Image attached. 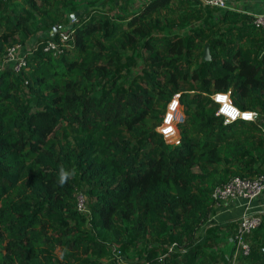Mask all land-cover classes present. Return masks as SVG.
Listing matches in <instances>:
<instances>
[{"label":"trees","instance_id":"obj_1","mask_svg":"<svg viewBox=\"0 0 264 264\" xmlns=\"http://www.w3.org/2000/svg\"><path fill=\"white\" fill-rule=\"evenodd\" d=\"M132 5L0 0V264L226 262L238 218L209 221L211 192L264 172V35L201 0ZM31 39L14 69L6 48ZM214 92L254 119L223 122ZM174 93L167 143L155 127ZM258 219L239 264H264Z\"/></svg>","mask_w":264,"mask_h":264},{"label":"built area","instance_id":"obj_2","mask_svg":"<svg viewBox=\"0 0 264 264\" xmlns=\"http://www.w3.org/2000/svg\"><path fill=\"white\" fill-rule=\"evenodd\" d=\"M233 0H201L202 3L219 6L231 7L229 3ZM250 21L260 28L264 35V12L251 15ZM65 28V27H64ZM67 37L64 31H59L58 40L63 42ZM20 44H13L6 48L7 59L13 62V68L17 69L21 62V56L18 54ZM46 49H51L53 52L57 50V43L49 40L45 45ZM211 98L217 102L218 108L216 113L221 115L223 122L234 120L236 118L244 120H252L255 117V112L251 110H241L235 107L229 100L226 92H214L210 95ZM179 110L178 93H174L166 102L164 112L161 116L160 122L156 125L155 130L161 135L163 140L167 143H177L178 136L175 129V120ZM264 191V172L258 173L253 177H231L221 185L215 186L212 189L211 197L214 204L224 199L241 197L245 200L253 199L255 196ZM76 208L81 210L84 208L83 197L81 194H76ZM259 219L258 214L251 211L242 213L238 219L235 230L232 234L226 237V241L230 244V252L226 257V262L223 264H239V255L246 254L248 245L243 240V234L257 225ZM115 247V246H114ZM171 245L169 246L170 249ZM114 259L112 264H119L121 256L117 249L113 250Z\"/></svg>","mask_w":264,"mask_h":264},{"label":"crops","instance_id":"obj_3","mask_svg":"<svg viewBox=\"0 0 264 264\" xmlns=\"http://www.w3.org/2000/svg\"><path fill=\"white\" fill-rule=\"evenodd\" d=\"M239 5V10L250 15L264 12V0H233ZM251 211L259 214L264 212V191L253 199L245 200L241 197H234L218 201L213 205V212L208 220L214 223H224L232 219H237L242 213ZM224 246V255L230 252V244L225 240L221 244ZM222 264V263H219Z\"/></svg>","mask_w":264,"mask_h":264},{"label":"rangeland","instance_id":"obj_4","mask_svg":"<svg viewBox=\"0 0 264 264\" xmlns=\"http://www.w3.org/2000/svg\"><path fill=\"white\" fill-rule=\"evenodd\" d=\"M142 1H143V0H132V4H133L132 6L135 8V7H137L138 5H140ZM229 5H231V7L234 8V9H239V5L236 4L235 1H232V3H229ZM32 40H33V39L28 40V41L25 42L24 44H21V47H20V49H19L18 54H22V52H23L24 50L28 49L29 46L32 45V42H33ZM179 111H180V106H179V110H178V114H177V116H179ZM200 229H201V228H199V231H200Z\"/></svg>","mask_w":264,"mask_h":264},{"label":"water","instance_id":"obj_5","mask_svg":"<svg viewBox=\"0 0 264 264\" xmlns=\"http://www.w3.org/2000/svg\"><path fill=\"white\" fill-rule=\"evenodd\" d=\"M76 15V11H73V12H70L67 14V18L68 20H72L74 18V16ZM56 29V26H53L52 27V30H55ZM202 58L204 59H208L209 58V52H208V48H207V43L205 42L203 44V50H202Z\"/></svg>","mask_w":264,"mask_h":264},{"label":"clouds","instance_id":"obj_6","mask_svg":"<svg viewBox=\"0 0 264 264\" xmlns=\"http://www.w3.org/2000/svg\"><path fill=\"white\" fill-rule=\"evenodd\" d=\"M71 175L72 173L66 171L63 167H61L59 169V183L60 184L65 183Z\"/></svg>","mask_w":264,"mask_h":264}]
</instances>
